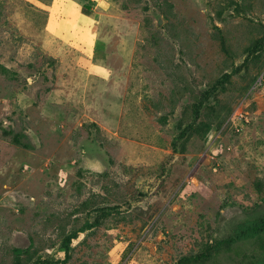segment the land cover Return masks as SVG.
I'll return each mask as SVG.
<instances>
[{"label":"rangeland","instance_id":"374dc122","mask_svg":"<svg viewBox=\"0 0 264 264\" xmlns=\"http://www.w3.org/2000/svg\"><path fill=\"white\" fill-rule=\"evenodd\" d=\"M264 264V0H0V264Z\"/></svg>","mask_w":264,"mask_h":264},{"label":"trees","instance_id":"16d2710c","mask_svg":"<svg viewBox=\"0 0 264 264\" xmlns=\"http://www.w3.org/2000/svg\"><path fill=\"white\" fill-rule=\"evenodd\" d=\"M211 247H212V245L208 244V246L206 248L207 250H203L202 252H199V253H196V254L183 256L179 260V264H185L186 261H188L190 259H199V258H202V257H206L209 254V251H210ZM16 264H23V263L18 261Z\"/></svg>","mask_w":264,"mask_h":264}]
</instances>
